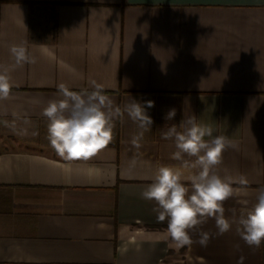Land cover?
Listing matches in <instances>:
<instances>
[{"label": "crops", "instance_id": "crops-1", "mask_svg": "<svg viewBox=\"0 0 264 264\" xmlns=\"http://www.w3.org/2000/svg\"><path fill=\"white\" fill-rule=\"evenodd\" d=\"M22 42L36 63L14 68L0 99V264H264V243L249 247L236 230L264 186V0H0V65H13L9 47ZM92 80L114 107L154 101L153 124L137 150L125 113L106 149L67 160L43 109L59 84L79 91ZM190 116L232 142L213 172L248 180L224 202L230 231L217 235L209 219L192 233L208 232L206 247H178L140 196L160 166L190 186L196 170L161 138Z\"/></svg>", "mask_w": 264, "mask_h": 264}, {"label": "clouds", "instance_id": "clouds-1", "mask_svg": "<svg viewBox=\"0 0 264 264\" xmlns=\"http://www.w3.org/2000/svg\"><path fill=\"white\" fill-rule=\"evenodd\" d=\"M9 54L13 65H0V99H7L14 87L11 71L36 63L23 42L11 45ZM57 90L61 98L49 100L43 115L48 119L50 145L64 159H88L106 149L113 140L114 119L125 113L140 129L131 138L133 148L138 150L144 133L151 130L153 120L147 109L155 106L152 100L142 104L130 98L123 108L114 107L112 99L104 94V86L94 80L90 81V88L79 91L70 90L65 84H59ZM175 115L172 109L166 119L172 120ZM161 138L174 140L173 160L182 161L185 168L196 171L189 176L188 186L182 181L181 170L160 166L140 196L155 202L152 211L156 213L157 222L167 221L168 235L178 247L197 242L206 247L210 234L200 231L199 240L194 241L192 233L209 219L215 221L217 235L230 231L232 222L225 217L224 202L235 194L234 183L246 187L248 180L240 175L234 181L213 172L222 163L224 151L233 145L226 136H213L212 127L201 125L195 116L182 120L180 130L171 126L161 133ZM185 156L194 160H186ZM236 224L240 238L249 247L258 248L264 243V186L257 189L255 205L242 214ZM243 260L241 256L237 264H243Z\"/></svg>", "mask_w": 264, "mask_h": 264}]
</instances>
